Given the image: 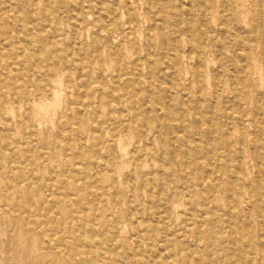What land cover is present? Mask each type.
I'll return each mask as SVG.
<instances>
[{
  "label": "rangeland",
  "instance_id": "obj_1",
  "mask_svg": "<svg viewBox=\"0 0 264 264\" xmlns=\"http://www.w3.org/2000/svg\"><path fill=\"white\" fill-rule=\"evenodd\" d=\"M122 1L0 0V264H264V0Z\"/></svg>",
  "mask_w": 264,
  "mask_h": 264
},
{
  "label": "bare ground",
  "instance_id": "obj_2",
  "mask_svg": "<svg viewBox=\"0 0 264 264\" xmlns=\"http://www.w3.org/2000/svg\"><path fill=\"white\" fill-rule=\"evenodd\" d=\"M120 1V0H119ZM122 1V0H121ZM123 2V1H122ZM71 4V3H70ZM231 5V4H230ZM200 14L202 15V10L200 11ZM107 17V16H106ZM124 17V16H123ZM123 19V18H122ZM222 22H223V19H222ZM215 26V25H214ZM222 28V27H221ZM102 31V30H101ZM226 31V30H225ZM58 32V31H57ZM21 37V36H20ZM202 45V43H200V46ZM199 49H202V48H199ZM263 54V53H262ZM143 55V54H142ZM183 55V54H182ZM202 57V50L199 52V55H198V59H200ZM169 60V59H168ZM16 68V67H15ZM14 68V69H15ZM207 69V68H206ZM32 71V70H31ZM197 73V72H196ZM254 75V74H253ZM15 76V75H14ZM259 77H260V75H259ZM253 78H254V76H253ZM248 79V78H247ZM89 81V80H88ZM207 81H208V79H207ZM260 82V81H259ZM208 82H206V84H207ZM105 88V87H104ZM54 98V97H53ZM12 99V98H11ZM55 108V107H54ZM77 108V107H76ZM81 107L79 106V109H80ZM98 108V107H97ZM41 110V109H40ZM78 112V111H77ZM96 113V112H95ZM78 114V113H77ZM37 115V114H36ZM52 115H53V113H52ZM49 116V115H48ZM237 117H238V115H237ZM1 118H2V116H1ZM52 118H54V117H52ZM81 119V118H80ZM30 120V119H29ZM28 120V121H29ZM53 120V119H52ZM79 121V120H78ZM98 126V125H97ZM5 127V126H4ZM92 127V126H91ZM107 127H108V131H112V128L110 127V125L109 124H107ZM162 129V124H161V122L160 121H158V125H157V130L155 131V140H157V141H159V143H160V145L163 147L164 146V144L166 143L165 142V139H164V137H163V133L160 131ZM163 132H165V131H163ZM92 133V132H91ZM98 133V132H97ZM145 134V133H144ZM95 135V134H94ZM78 136V135H77ZM139 137H140V140H142L144 143H145V145L146 146H149V141H148V143L146 142V139H147V135L145 134V135H142V134H139L138 135ZM154 140V139H153ZM154 140V141H155ZM120 141V140H119ZM118 147V146H117ZM173 148V147H172ZM128 149V148H127ZM80 150V149H79ZM121 151H123V150H121ZM124 152H125V150H124ZM164 153V152H163ZM262 153V152H261ZM120 154V153H119ZM99 155V154H98ZM262 155V154H261ZM67 156V155H66ZM127 157V156H126ZM12 159V158H11ZM163 160V159H162ZM76 161V160H75ZM80 161H81V159H80ZM94 162V161H93ZM219 162V161H218ZM100 163V162H99ZM165 163V162H164ZM252 163V162H251ZM10 165V164H9ZM247 167V166H246ZM168 168V167H167ZM165 166L163 167V169H162V172H161V176H162V180H163V182H164V184L167 186V185H170V184H172V180H173V176L169 173V171L168 170H173L174 172H175V167L174 166H171L170 164H169V168L170 169H167ZM94 169H95V167H94ZM167 169V170H166ZM117 172H118V170H117ZM172 172V171H171ZM88 173V172H87ZM21 179V178H20ZM98 180V179H97ZM77 182V181H76ZM22 184V183H21ZM129 185H132V184H130L129 183ZM128 185V186H129ZM132 187V186H131ZM262 187V186H261ZM6 190V189H5ZM89 199V198H88ZM165 200V199H164ZM241 200H242V198H241ZM98 202V201H97ZM5 204V203H4ZM165 209H166V206H164V208H163V211H165ZM178 209V208H177ZM166 210H168V208L166 209ZM54 211V210H53ZM162 211V210H161ZM49 212V211H48ZM94 215H95V213H94ZM157 216V215H156ZM159 217V216H158ZM207 219V218H206ZM159 220H161V225L163 226L165 223H166V217L163 215L162 217H160L159 218ZM177 221V220H176ZM123 228H125V227H123ZM91 229V228H90ZM91 232H93V230L91 231ZM126 232V231H125ZM83 235H84V233H83ZM97 240V239H96ZM200 242H201V239L198 237L197 238V242H196V246H197V249H198V246H200ZM163 243V242H162ZM162 243H160V244H162ZM83 244V243H82ZM81 244V245H82ZM167 247V246H166ZM172 247V246H171ZM155 248V247H154ZM85 249V248H84ZM188 249H189V247L187 248V251H186V249H184V248H182V247H179V251L177 252V256H181V255H183V254H185V256L187 257V260L189 259V253H188ZM197 249H196V252H194V253H191V254H195V255H197L198 254V251H197ZM136 252H137V250H136ZM164 252V251H163ZM82 255V254H81ZM143 255V254H142ZM147 255V254H146ZM145 255V256H146ZM103 256V255H102ZM144 256V255H143ZM163 256V255H162ZM83 257V256H82ZM150 257H152V256H150ZM198 258H199V255L197 256ZM78 258V257H77ZM85 258H87V257H85ZM76 259V258H75ZM100 259V258H99ZM109 259V258H108ZM86 260V259H85ZM200 260V258L197 260V261H195L194 263H196V262H198ZM135 260H134V258H132V261L131 262H129V264H135V263H133ZM75 264H76V262H75ZM155 264V263H154ZM156 264H166L165 263V261H163V260H158L157 262H156Z\"/></svg>",
  "mask_w": 264,
  "mask_h": 264
}]
</instances>
